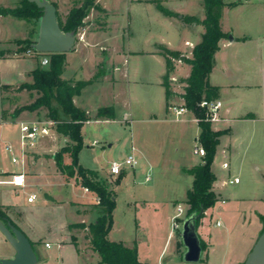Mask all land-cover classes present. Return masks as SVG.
I'll list each match as a JSON object with an SVG mask.
<instances>
[{"label":"rangeland","instance_id":"1","mask_svg":"<svg viewBox=\"0 0 264 264\" xmlns=\"http://www.w3.org/2000/svg\"><path fill=\"white\" fill-rule=\"evenodd\" d=\"M19 1L0 0V10L7 6L14 7L18 5ZM76 1L78 0L57 1L58 12L62 18ZM102 2L108 6L109 14L104 9L88 7L83 27L87 29L101 28L108 16L111 30L103 33L102 37L110 49L107 53L102 51L97 53L96 49L95 52L93 50L91 56H88L87 62L83 63L84 72L82 70L78 72L82 75L90 69L95 58L100 56L107 62L112 51L118 47H125L126 51L128 46L136 50H151L153 47L151 38L148 37L149 33L145 31L153 24L150 25L147 15L138 17L135 15L138 14L137 11L132 12L130 27L135 30V33L129 36L127 33L129 15L126 3L123 1L121 4V0H103ZM253 2L254 6L251 10L248 9L246 15H241L240 12L231 15V24L234 25L236 33L246 29L253 35H264V20L260 14L262 12L264 15V9H259L256 6L259 2L261 3V0H253ZM170 5L173 4L170 3ZM40 19L41 16L31 20L36 23L37 27L35 42L38 38ZM25 27L22 19L12 15H0V39H15L10 42L0 41V50L5 52L11 48H17L19 45L16 38L24 36ZM137 28L140 31H136ZM183 54L192 56V52ZM45 55L49 60V55L47 53ZM115 59L117 58L115 57ZM118 59H120V63L123 60L121 56ZM180 60L179 58L175 59L177 63ZM79 62L78 58L76 62H72L71 66L79 67ZM128 67L130 73L134 76L136 74V77L146 75L155 79L162 69V64L156 57L139 55L129 57ZM174 73L171 76L172 90L179 94L182 92V83L179 80L183 77H181V73L175 75ZM216 78L214 75L212 79L232 82V75L231 78L224 76ZM122 93L124 96L132 97L134 112L132 118L134 120L127 122L122 119V115H118L119 117L114 118L115 120L107 123H88L89 120L84 122L82 134L85 146L79 151L78 160L85 167L96 170V179L105 180L114 192L116 207L113 211L114 229L110 233L112 239H121L128 245H132L136 241L141 259L151 264L170 260L173 250L177 259L169 261V264H188L181 258L184 250L181 243L182 223L173 230L174 236L168 240L166 246L165 243L169 230L173 228L171 216L176 212L178 205L184 208L183 218L187 215L189 205L186 202V192L192 186L193 176L186 173L181 166L191 163V157L195 160L202 159L199 154L193 152L196 143L194 137L199 131V126L195 122L175 121L173 112H166L162 89L157 85L139 83L129 87L127 83H123ZM37 95L35 91L25 88L15 87L4 90L2 92L4 115L11 118L10 114L17 107L31 103ZM242 96L239 98L245 99L246 102L252 103L256 99L254 94H250L248 97ZM169 104L170 106H183V98L179 95H172ZM151 109L157 113L159 118L165 115L168 120L135 121L139 117L147 116ZM96 111L97 109L89 112L91 120L108 118L107 116H97ZM189 115L187 113V116ZM47 116V107L37 110L26 109L19 114V121L41 120ZM18 138L17 125L0 126V160L11 164L12 167L15 165L11 161V152L5 149V145L10 141L17 149ZM230 138V136H224L222 146ZM68 140L66 136L54 130L51 135L40 141L35 150L30 151L27 155L26 173L39 175L42 178L39 180L44 182V190L47 192L42 194L38 191V197L34 203H28L27 193H23L24 203L27 207L23 210L24 215L21 216L27 224L25 225L24 220L18 218L21 216L16 214L15 208L4 210L12 213L27 232L33 233L32 237L36 240L30 239L34 249L49 242L51 246L46 248L47 252L51 254L49 264H98V255H96L98 253L90 246L87 236L90 233L88 225L101 214V207H98V204L75 201L80 199L83 190L79 186L68 185V183L75 182L77 185L80 183L75 177H68L67 174L60 172L54 160V154L63 144L70 142ZM94 140L97 142L91 145ZM133 145H136L139 150L132 149ZM222 146L217 153L214 169L218 174L217 184L222 185L223 193L229 198V201L223 207H218L216 211H213V215L209 216L210 229L213 235L218 238L210 264H223L224 262L232 264L238 255H242V248L248 241L249 231L243 211L250 208L249 197L254 185L252 174L258 172L254 169L255 165L259 167V171L264 169V134H259L257 141L247 148L243 145L232 152L228 149L222 151ZM130 154H133L137 160L134 167L124 165L125 169L122 173L112 174L110 172L111 163L113 161L124 162ZM64 159L66 163H69L70 155L65 154ZM224 161L228 162V167H223ZM122 174H124L123 178L119 180ZM236 176L240 182L230 183L229 179ZM147 177H149L148 180H146ZM235 195H239L242 200L236 202ZM231 206L232 210H230ZM11 220L13 221V219ZM217 221H221V224L218 225ZM15 225L18 226L16 223ZM35 232L38 237L35 236ZM57 242L76 244L80 260L76 259L72 245L66 244L62 249H58ZM204 250L198 264L207 262ZM37 264L46 263L39 261Z\"/></svg>","mask_w":264,"mask_h":264},{"label":"crops","instance_id":"2","mask_svg":"<svg viewBox=\"0 0 264 264\" xmlns=\"http://www.w3.org/2000/svg\"><path fill=\"white\" fill-rule=\"evenodd\" d=\"M50 1L56 5L58 12V0ZM102 1L103 0H97L105 12L109 14L108 6ZM123 1L126 3V8L129 15V26L127 27L128 35L132 36L135 33V30L130 27V18H132V12L137 11L138 14L135 15L138 17L147 15V17H149L150 25L152 23L153 24L152 26L147 27L148 30L145 31L149 33L148 37L151 38L153 47L151 50H136L131 49L128 46L127 51L124 50L126 49L125 47H118L112 51V55L107 62L100 56L95 58L96 60L91 65L90 69L85 72L84 75H82L78 72L80 70L83 71V63L87 62L88 56H91V52L93 50V52H95L96 49L97 53H100V51L107 53V51L110 49V46L107 44V42L103 40L102 34L111 30V23L109 22L107 16L105 24L101 28L87 29L83 27L81 31L76 33L74 47L65 53L66 64L62 73V78L64 79H80L87 82L82 88L81 93L74 96L73 100L75 105L88 112L94 111L102 106H113L116 113L115 118H117L118 115H122L123 120L130 122L134 120L132 118L134 114L132 97L123 95L122 84L127 83L129 87L139 83L142 85L153 84L162 89V99L163 102L165 101L166 112H173L175 115L173 119L175 121L195 122L198 124V121L192 112L187 110L182 114H176L169 108V106H167L165 87L162 84L163 75L166 72V62L164 56L161 54V51L164 47H166L172 50H178L182 54L184 52H192L194 45L201 41L205 29L203 25L198 22L186 23L184 21V16L195 15L200 20H202L205 17L203 0H121V4ZM158 2H160V4L165 8L171 10L173 14H165L162 10H160V8H158ZM225 2L227 4L232 2L239 3L234 6L226 5L223 9V15L221 19L222 28L226 33H231L234 36V39L230 40L228 35L226 38H222L220 40L219 49L215 53L214 67L210 74L211 84L218 85L220 87V96L218 99L220 100V106L216 112L215 118L211 120V127L214 130H225V133L220 136V141L217 145L216 154L212 163V170L216 175V180L213 183V190L217 194L219 200L214 206L208 208L205 211L204 216L200 219L198 224V233L201 237V240H203L206 244V248L204 250V256H206L207 261L206 264L211 263V255L215 250L216 243L218 242V238L213 235V232L210 229L209 216L213 215V211H216L218 207H223V205L229 201V198L223 193L222 185L217 184L218 174L214 169L217 153L220 150V146H222V138L224 136L231 137L230 140L223 144L222 151L228 149V151L233 152L243 145H245L246 148L249 147L254 143V141H257L259 134H264V35H253L246 29H242V32L236 33L234 31V25L231 24V15L235 12H240L241 15H246L248 9L251 10L254 6L253 0H230ZM170 3L173 5H170ZM256 6H258L259 9H264V0H261V3L259 2ZM260 14H262V19L264 20L263 13L261 12ZM253 15L254 14L252 13L251 16L253 17ZM22 20L26 26V31L23 37L16 39L30 38L31 40H35L37 30L36 23L33 21H27L25 19ZM123 30H125V28H123ZM136 31H140V29L137 28ZM123 33L125 32L123 31ZM12 40L15 39H0L1 42H10ZM98 47L100 48L98 49ZM6 51L4 52V50H1L0 53V115L3 106L2 86H18L25 82H32V71L36 67L43 65L41 61L46 56L45 53H39L36 50H30V52H20L19 46ZM139 55H149L150 57H156V59H159L160 63L162 64V69L158 77L155 79H151L146 75L136 77V74L134 76V74L132 75L130 73L128 67L129 57ZM120 56L123 58L121 63L120 59H118ZM188 56L190 55L188 54ZM115 57L117 59H115ZM78 58L80 59L79 67L73 68V66H71L72 62H76ZM123 64L125 65L123 66ZM173 73L174 75L181 73V77L185 78L190 73V65L182 62L181 60L179 63L175 61V69ZM214 75L217 77L216 79H218L219 76L231 78L232 75V82L214 81L212 79ZM177 93L178 92H175L172 95H178ZM250 94H254L256 97L255 101L252 103L246 102L245 99L242 100V98H239L241 95H243L242 97H248ZM187 113L190 115L187 116ZM112 120L115 119H90L88 123L102 124ZM159 120H168V118L165 115L159 118L153 109L149 110L147 116L135 119V121L140 122H157ZM7 124H15L19 129V116L13 121L0 120V126ZM199 133L200 127L198 133L194 137V142H196L195 145L199 143ZM93 142L91 145L95 144ZM133 148L138 149L136 145H133L132 149ZM191 160V163L188 165H182L181 168H189L202 161V159L195 160L193 157H191ZM16 169H18L16 166L12 167L11 164L9 165L7 162L4 163L2 160H0V177L2 175L9 174ZM254 169L258 172L257 174H252L254 185L253 189H251V195L249 197L250 208L247 211H243L246 226L249 228L248 241L242 248V255H238V257L233 260L232 264H245V260L250 250L264 228V169L259 171V167H257V165H255ZM24 172L26 177V185L24 187H14L11 185L0 184V205L4 209L15 208L17 210L16 214L20 216L22 214L24 215L23 210L27 207L24 203L25 201L23 193H27V198L30 194L35 193L36 199L38 197V191H40L42 194L47 193L44 190V182L39 180L42 179L39 175H28L26 173V167H24ZM146 180L148 179L146 178ZM68 185L79 186L83 190L80 199H76L75 201L79 200L82 203L98 204V197L95 192L89 190L83 185H77L75 182H69ZM28 189L31 190L29 191ZM240 198L241 197L237 195L235 197V201L239 202L242 200ZM27 202L34 203L35 200L32 202L27 200ZM230 210H232V206ZM7 213L11 219H13V221L18 224V226H20L19 228L28 234L29 238L36 240L32 237L33 233L27 232L26 229L21 225L20 221L14 218L12 213ZM174 214L171 216V221ZM18 218L24 220L22 216ZM24 224H27L25 220ZM217 224H221V221H217ZM113 229L114 228H112L108 233V238L111 240L123 241L121 239H112L110 237V233L113 231ZM35 236L38 237L36 232ZM173 236L174 232L171 228V230H169L165 246L168 244V240ZM0 244V258H12L15 255L16 251L14 247L6 239L1 231ZM66 244L73 246L76 253V259L80 260V256L78 254L79 251L76 244L57 242V247L58 249H62ZM125 244L128 245L127 243ZM128 246H136L139 259L143 262L151 264L150 262L141 259L140 251L136 241H134L132 245ZM46 248L49 247L46 244H42L39 245L38 248H35V251L38 256V262L42 261V263L49 264L51 260V254L47 252ZM170 257V260H162L159 262V264H169V261L173 259V261H176L177 258L175 257L174 250L172 251V255ZM99 259L100 257L98 255L97 262ZM223 264H225V262Z\"/></svg>","mask_w":264,"mask_h":264},{"label":"trees","instance_id":"3","mask_svg":"<svg viewBox=\"0 0 264 264\" xmlns=\"http://www.w3.org/2000/svg\"><path fill=\"white\" fill-rule=\"evenodd\" d=\"M78 3L80 4L78 5ZM238 3L227 4L224 0H203L205 17L202 20L195 15L184 16L186 23L198 22L205 29L201 41L192 50V56H185L178 50L166 47L161 51L166 62V72L163 75L162 84L165 87L167 106H170L168 101L172 94L175 93L171 85V74L175 69V59L179 58L182 62L190 65L189 75L179 80L182 83V92L177 94L183 98V106L195 115L200 127L198 141L205 149V154L202 156L200 163L189 168H183L186 173L193 176L192 186L186 192V202L189 205L187 215L194 210L200 212L203 209L197 219V225L204 216L205 211L214 206L219 200L213 190L216 175L212 170V163L220 136L225 133V130H214L211 127V121L207 119V108L202 106L201 102L203 100L219 99L220 87L211 84L210 74L214 67L215 53L219 49V42L222 38H226L229 35L222 28L223 9L226 5L234 6ZM157 6L165 14H173L171 10L162 6L160 2L157 3ZM88 7L103 10L96 0H78L64 18L57 12V18L62 30L75 31L77 33L85 24L84 17L87 15L86 9ZM42 13V9L29 0H20L18 5L3 7L0 10V15H12L27 21L38 19L42 16ZM16 42L20 46V52L35 51L33 47L35 41L30 38L16 39ZM47 54L49 55V64L47 66H38L32 71V82H25L18 86H2L3 91L17 87L35 91L38 95L31 103L17 107L10 114L11 118L4 115L5 110L2 109L0 120L13 121L17 119L23 110H37L41 107H47L48 116L45 119L53 120L56 132L70 140V142L63 144L54 154L56 166L60 172L67 174L68 177H75L80 185L95 192L98 197L101 214L88 225L90 233L87 236L90 246L100 257L98 264H149L139 259L136 246L131 247L123 241L108 238V233L113 228L114 223L113 211L116 207L114 192L105 180L96 179V170L85 167L78 160V153L85 146L82 127L84 122L91 118L88 111L75 105L73 98L81 93L87 82L80 79L62 78L66 64L65 52ZM96 115L107 116L110 119L116 117L113 106L99 107ZM65 154L70 155L71 160L69 163L65 162ZM123 175L119 177V180ZM0 220L5 223L15 224L1 205ZM201 243L204 250L206 244L203 240H201Z\"/></svg>","mask_w":264,"mask_h":264},{"label":"water","instance_id":"4","mask_svg":"<svg viewBox=\"0 0 264 264\" xmlns=\"http://www.w3.org/2000/svg\"><path fill=\"white\" fill-rule=\"evenodd\" d=\"M43 13L39 23V33L33 44L39 53H62L74 47L75 31H63L57 18V7L50 0H29ZM229 39L234 36L229 34ZM203 209L192 211L182 220L181 241L184 247L181 258L185 263L197 264L201 261L203 247L198 233L197 219ZM0 231L12 244L16 253L12 258H0V264H37L38 256L29 236L18 226L0 220ZM245 264H264V228L250 250Z\"/></svg>","mask_w":264,"mask_h":264},{"label":"built area","instance_id":"5","mask_svg":"<svg viewBox=\"0 0 264 264\" xmlns=\"http://www.w3.org/2000/svg\"><path fill=\"white\" fill-rule=\"evenodd\" d=\"M28 51L30 52V50ZM41 62L42 64H47L48 58L45 56ZM201 105L207 108V119L211 121L216 116V112L220 106V100H203ZM169 108L176 114H182L187 111L184 106L172 105L169 106ZM54 130V121L50 119L19 121V138L17 149L11 142H8L5 145V148L11 152L12 163H14L18 169L10 172L9 174L2 175L0 177V184H8L14 187H24L26 185L24 167L28 153L35 150L40 144V141L46 136L51 135ZM96 142L97 140H95L93 143ZM194 152L202 157L205 154V149L201 144H196L194 147ZM136 163V158L133 154H130L127 156L124 162L113 161L110 166V172L114 175H119L125 169L124 165L134 167ZM223 166L227 167L228 163L224 162ZM147 179H149V177H147ZM229 182L237 183L239 182V178H230ZM35 199V193L30 194L27 198L29 202H32ZM183 214L184 208L181 205H178L177 212L174 214L172 219V230L181 225L182 220L184 219L182 216ZM46 245L50 246L49 243H46Z\"/></svg>","mask_w":264,"mask_h":264}]
</instances>
